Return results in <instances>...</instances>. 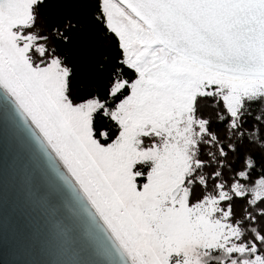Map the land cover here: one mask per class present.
<instances>
[{
    "label": "snow or ice",
    "instance_id": "6c2138e0",
    "mask_svg": "<svg viewBox=\"0 0 264 264\" xmlns=\"http://www.w3.org/2000/svg\"><path fill=\"white\" fill-rule=\"evenodd\" d=\"M0 264H264V0H0Z\"/></svg>",
    "mask_w": 264,
    "mask_h": 264
}]
</instances>
